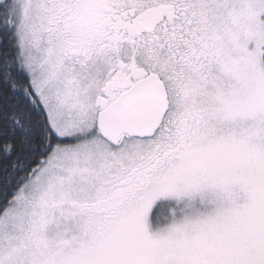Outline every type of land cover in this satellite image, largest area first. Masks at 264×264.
<instances>
[{"label":"snow or ice","instance_id":"6c2138e0","mask_svg":"<svg viewBox=\"0 0 264 264\" xmlns=\"http://www.w3.org/2000/svg\"><path fill=\"white\" fill-rule=\"evenodd\" d=\"M0 264H264V0H0Z\"/></svg>","mask_w":264,"mask_h":264}]
</instances>
